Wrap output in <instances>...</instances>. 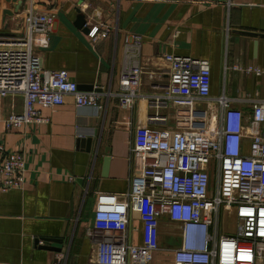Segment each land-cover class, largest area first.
Returning <instances> with one entry per match:
<instances>
[{
	"label": "crops",
	"instance_id": "1",
	"mask_svg": "<svg viewBox=\"0 0 264 264\" xmlns=\"http://www.w3.org/2000/svg\"><path fill=\"white\" fill-rule=\"evenodd\" d=\"M29 10H54L48 47L37 53L45 69L66 70L80 90L100 86L114 93L127 63L141 68L131 108L114 97L99 110L76 108L66 97L54 109L41 108L47 124L6 131L0 120V141L26 158L23 187L0 192V264H88L93 245L86 230L96 194L127 193L139 170L140 159L130 155L137 127H192L183 109L148 105L154 86L167 81L165 54L206 60L211 97L224 95L245 114L264 101V76L232 68L264 67V0H0V39L22 33ZM80 16L87 28L108 25V35L93 42ZM133 35L141 46L129 56L125 44ZM2 100L3 117L22 110V96ZM155 114L166 122H149ZM217 114L215 100L197 103L194 128H211ZM225 215L234 220L232 210ZM43 238L54 251L43 249Z\"/></svg>",
	"mask_w": 264,
	"mask_h": 264
},
{
	"label": "built area",
	"instance_id": "2",
	"mask_svg": "<svg viewBox=\"0 0 264 264\" xmlns=\"http://www.w3.org/2000/svg\"><path fill=\"white\" fill-rule=\"evenodd\" d=\"M54 19V10H29L24 31L0 39V120L6 131L47 124L41 108L54 109L66 97L76 108L99 110L112 97L120 107L131 108L138 96L141 68L134 60L121 70L114 93L100 86L80 90L66 70L45 69L36 51L48 47ZM87 30L95 42L110 28ZM140 46V36L133 35L125 50L134 55ZM163 59L167 81L154 86L158 92L147 97L148 105L183 109L192 127H137L130 155L140 159L139 170L127 193L96 194L92 225L86 230L93 245L88 264H151L156 256L158 264H256L264 259V101L253 102L245 114L224 95L211 97L206 60L174 54ZM232 68L264 76V67ZM14 95L22 96V110L3 117L1 100ZM211 99L218 106L214 126L194 128L195 105ZM148 121L165 123L166 118L155 114ZM25 172V153L8 150L0 141V192L21 189ZM229 210L234 231L225 234L222 224ZM163 223L169 226L165 245L160 243Z\"/></svg>",
	"mask_w": 264,
	"mask_h": 264
},
{
	"label": "rangeland",
	"instance_id": "3",
	"mask_svg": "<svg viewBox=\"0 0 264 264\" xmlns=\"http://www.w3.org/2000/svg\"><path fill=\"white\" fill-rule=\"evenodd\" d=\"M36 53H37V51H36ZM3 100H2V103L4 102ZM2 110H3V106H2ZM2 114H3V111H2ZM208 173H209L208 191H209V196H212L213 195V187H212L213 182H212V168L211 167H209ZM167 228H165V229L162 227L160 228V243L163 245H165L168 242V238L165 237ZM233 231H234V220L232 219V217H227V216L224 217L223 224H222V232L225 234H229ZM166 260L170 261V258L166 257Z\"/></svg>",
	"mask_w": 264,
	"mask_h": 264
},
{
	"label": "water",
	"instance_id": "4",
	"mask_svg": "<svg viewBox=\"0 0 264 264\" xmlns=\"http://www.w3.org/2000/svg\"><path fill=\"white\" fill-rule=\"evenodd\" d=\"M80 21H81V27L84 29V31L87 33L88 32V30H87V28L86 27H84V24H85V22H84V20H83V16H80ZM79 21V22H80ZM79 22L77 21L76 22V26H78L79 27ZM91 90V89H90ZM36 241V243H38V240L36 239L35 240ZM43 241L46 243V244H43V249H46V250H51V251H54L55 250V248H53V247H51L50 246V244H47L48 242H50V241H52L50 238H43ZM53 242H54V239H53Z\"/></svg>",
	"mask_w": 264,
	"mask_h": 264
},
{
	"label": "bare ground",
	"instance_id": "5",
	"mask_svg": "<svg viewBox=\"0 0 264 264\" xmlns=\"http://www.w3.org/2000/svg\"><path fill=\"white\" fill-rule=\"evenodd\" d=\"M211 116V115H210Z\"/></svg>",
	"mask_w": 264,
	"mask_h": 264
}]
</instances>
